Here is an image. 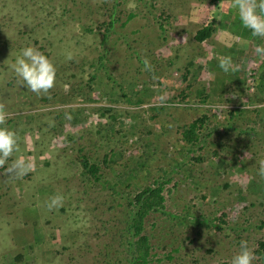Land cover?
<instances>
[{
	"label": "rangeland",
	"instance_id": "obj_1",
	"mask_svg": "<svg viewBox=\"0 0 264 264\" xmlns=\"http://www.w3.org/2000/svg\"><path fill=\"white\" fill-rule=\"evenodd\" d=\"M208 1L0 0V106L6 112V126L18 134L19 147L0 166V246L10 243L0 248V264H127L122 239L127 237L134 210L126 202L147 186L161 187L164 196L163 207L151 209L143 219L151 248L147 264H229L241 240L254 251L253 264H264V251L255 252L259 241H264V179L257 175L264 160L263 120L253 125L258 127L254 137L246 129L247 115L232 120L233 130L218 132L232 148L225 156L218 147L217 161L183 165L184 157L191 156L174 144L186 123L207 114L205 103L222 112L238 106L231 94L240 92L242 81L235 84L233 73L217 67V58L228 55L227 47L239 48L240 67L264 77V60L254 51L257 44L264 45V38H253L241 26L231 0H225L226 6L217 3V13ZM200 22L222 28L198 42L194 35ZM28 45L56 66L53 87L46 93L27 90L10 67ZM248 45L254 54L246 51ZM185 58L198 59L200 66L195 68L196 61L185 65ZM145 59L149 70L144 68ZM158 78L163 80L161 87ZM165 82L173 95L169 102L158 99ZM243 85L248 88L243 107L263 108L264 94L254 89L255 83L247 79ZM189 88L205 92L192 97ZM181 92L188 97L178 95ZM207 94L210 98L205 102L202 98ZM139 105L146 114L136 112ZM99 106L111 107V117L100 115ZM154 113L163 124L159 132L174 144L167 145L169 151L163 146V153L153 151L159 146L156 135L148 131L152 145L144 151H150L146 152L149 168L157 173L146 167L138 170L134 176L138 189L122 187L128 196L115 204L103 181L85 188L75 177L76 156L84 153L102 160L106 145H120L115 138L109 140L107 126L115 127L112 133L120 130V122L128 121L152 129L148 115ZM176 118L181 127L175 132L169 123ZM216 118L219 125L222 118ZM141 127L138 134L145 133ZM210 149L201 152L209 156ZM126 153L136 155L135 146H127ZM166 155L170 157L165 160ZM17 157L32 165L18 178L7 171ZM231 161L236 162L227 163ZM102 177L109 181L112 172L105 168ZM252 177L262 183L252 187ZM57 194L63 196L61 206L48 207ZM33 203L37 211L27 213ZM77 204L79 213L72 217ZM38 226L45 234L40 243L34 237ZM69 228L73 232H67ZM5 253L10 254L8 259ZM16 256H21L19 261ZM116 256L119 263L114 261Z\"/></svg>",
	"mask_w": 264,
	"mask_h": 264
},
{
	"label": "trees",
	"instance_id": "obj_2",
	"mask_svg": "<svg viewBox=\"0 0 264 264\" xmlns=\"http://www.w3.org/2000/svg\"><path fill=\"white\" fill-rule=\"evenodd\" d=\"M219 2H222V6L227 5V3H225V0H209L208 1L209 4H213L214 13H217L216 12V9H218L217 3ZM229 8L230 7H228V9ZM229 11L230 10H228V12ZM200 23H201V26H200L201 28L199 27V29L196 31L194 35V39L198 42H203L207 38H210L213 31H215L217 28H222V27H219V24L218 26H213L212 24H210V22H208L207 25L203 24V22H200ZM103 25L106 26L105 23ZM247 47L248 48H246V51L253 52L254 54L253 48L249 47V45ZM227 48H230L228 49L229 50L228 56L232 58V61L234 64L239 66L238 71L236 72L230 71V74L231 75L234 74L233 76H235V79H234V81L236 82L235 84L242 81V83L241 82L239 83L240 92L239 93L236 92V94H231L232 97H234L233 101L237 102L238 106L234 105L233 107L229 108L227 112H222L220 111V109H218L217 106L210 107L204 104L203 106L205 108H203V106L202 108L205 109L204 111H207V114H202L200 117L196 118L195 120H192L191 122L186 123L185 128L181 129V131L177 134L176 138L174 137V142H175L174 144L178 147V150H182L186 153V155L191 156V158H187L186 156L184 157L183 165H186V166L193 165L194 163H201L206 160H210V161L212 160L211 162L217 161L220 158L219 153L221 152L219 151L220 148L218 147H221L224 150L225 156H227L228 154L226 155V152H228L229 149L232 148V144L227 145V143L222 142V139L220 138L219 133L222 132L223 134V133L229 132L230 130H233L234 128H232V125L235 126L233 121L235 122L237 119L243 120L242 119L243 115H247L245 121L248 124V126L246 127V129L248 131L251 130L250 131L252 133L251 136L253 137L255 136V133L257 132L256 129H258V127L253 126L257 124L256 121L261 119L263 120V123L261 126L264 125V107L257 108L255 110H250L246 107H243V104H245L246 102L244 100L245 97L243 93L244 92L246 93L248 91V88L244 87L243 81H246L247 79H249L251 83H255L254 89L264 94V77L259 76L257 74L252 76L244 68L240 67L241 54H239L240 55L239 56L238 52L236 51V49L238 50L239 48H236L234 46H230ZM169 59L170 58H168L167 60ZM188 60H190V58H185V62H184L185 65L190 66L191 64H194V61H196L197 65L195 66V68H198L197 66H200L198 59L195 60L194 58L191 61H188ZM258 67H261V66H258ZM155 73H156V69H153L151 72V76L154 75L155 77ZM195 76H196V73L194 74L195 80L200 79V76L199 77L198 76L195 77ZM188 78L191 80L190 76H188ZM162 81L160 78L156 80L158 87H161L160 83L163 84ZM164 84H165V87L161 88L160 90L161 93L159 92L160 95L158 99L166 100L169 102L171 100V97L173 96L171 90L169 89L170 84H167L166 82ZM204 92H205L204 89H195V90L190 89L189 91H187V94L194 97V96L200 95V93L203 94ZM187 94H184L183 92H181L178 95H181V97L184 98L185 96H187ZM112 95L110 94V97H112ZM217 97H222V93L218 94ZM118 99L119 98L113 99V101L115 102ZM191 103H195V102H191ZM192 105L195 106V104H192ZM188 106L191 107V105H186V107ZM110 110H111V107L110 109H106L105 106H99V108H97V111L100 115L108 116V118L111 117V115L109 114ZM139 111L144 112L146 114L145 108L139 107L138 111L136 112H139ZM126 114H129V113H126ZM217 116L222 118V122H220L219 125H218L217 118H216ZM158 118H159V115L155 113L148 115V119L151 121L150 126L152 129H148L146 128V126L145 128H143L141 127V124L129 123L128 121L127 124L120 122V125H119L121 127V128L119 127L120 130L116 133H112L115 127L107 126L108 132L111 133V136H109L110 137L109 140H111V138L112 139L115 138L116 141H118V143L120 144L119 148L117 146H115L114 148V146L112 147L111 145H106L105 150L107 151L103 154L102 160H97V158L95 157L89 158V156H86L84 153L78 154L76 156V162H74L75 168H76L75 177L79 180V182H81L82 185H84L85 188H92L93 183L95 185L96 183L103 181V184L106 186L107 190L109 191V194L114 196V204L116 203L118 198L120 199L127 198L128 191L124 195L121 188L122 187L131 188L134 191L138 189V185L140 184L138 183V180L135 179L134 177L136 176L138 170H141L143 167H146V169H148L149 171L150 169L154 171V172L150 171V173H154V174L157 173V169L149 168L151 162L148 164V156L146 154L148 150L144 151L145 148L151 147L152 145L151 140H150L151 135L149 132L154 133L156 135L155 140L157 141L158 146H159V148L156 150L152 149L153 151H157L161 149L160 153H163L162 146L166 149V151H169L167 149V145H171V146L174 145V144H170V141L162 135L163 132H159V129L160 127L163 126V124H159L157 122ZM113 119L115 120L116 118L114 117ZM177 121L178 120L176 118L171 123L168 122L175 132L178 131L181 127L179 124L176 123ZM102 126L104 127V124H102ZM140 127L141 129H144L142 131H145V133L140 132L138 134L137 131H141ZM238 132L240 134L242 133L241 130H238ZM127 146H135L136 155L131 154V153L127 154L126 153ZM206 147L212 148L210 149L209 156H207L206 153L203 154V152H201ZM139 152L140 154H137ZM194 152H197V154L192 155V153ZM204 155H206L205 158H204ZM168 157L170 156L166 155L165 160ZM35 161L36 163L39 162L38 160H35ZM47 161L48 160H45L44 163H46ZM99 161H102L101 165L98 163ZM235 162L236 161H233V162L231 161L227 163H229L230 165H234ZM132 164H134V168L130 167V166H133ZM105 168L109 169L112 172V177L109 179V181L104 180L102 177V172L104 171ZM173 168L174 167H172V169ZM143 180H145V178ZM261 183H262V179L260 180L255 177L251 178L250 184L252 187L258 186ZM192 184H197V182H194ZM250 190H253L254 192L255 189L251 188ZM42 202L46 204L45 199L42 200ZM132 202H134V206L132 205L133 204ZM163 202H164V196H163V193H161V187L149 189L148 186L145 188L144 187L141 188L134 195L133 201L126 202V205L132 206L133 207L132 209L134 210V216L132 218L131 227H129L126 233L127 237L122 239V241L125 240L126 243L124 244L121 241L123 248L128 253L129 259H127L128 261L127 264H147L148 263L149 261L148 257H150L149 249L151 248L149 246L148 237L145 235V233H143V221H144L143 219L147 215V212H149L151 209H154V211H156V208H162ZM117 205L120 206L121 204L118 203ZM36 211H37V208L34 203L27 206V210H26L27 213L36 212ZM78 213H79V205L77 204V209L73 211L72 217L76 216ZM56 231L58 232L59 228H56ZM67 232H73V229L69 228L67 229ZM62 235L63 237H65L64 233H62ZM34 237L37 239L36 243H40L41 242L40 240L43 241L45 239L44 231L41 228H39V226L38 228H34ZM121 242L119 241L118 244H120ZM28 247H31V245H29ZM263 251H264V241H259L258 249L255 252L261 253ZM9 256H10L9 253L3 254V257H6L7 259L9 258ZM112 256L114 257V254H112ZM20 258L21 256L15 257L17 261H19ZM119 259L120 258L116 256L114 261L119 263Z\"/></svg>",
	"mask_w": 264,
	"mask_h": 264
},
{
	"label": "clouds",
	"instance_id": "obj_3",
	"mask_svg": "<svg viewBox=\"0 0 264 264\" xmlns=\"http://www.w3.org/2000/svg\"><path fill=\"white\" fill-rule=\"evenodd\" d=\"M230 7L237 14L241 26L247 29L252 37L264 38V0H231ZM254 51L258 58L264 60V45L257 44ZM217 59V67L223 73L238 71L239 66L233 63L230 56L224 55ZM10 67L15 76L19 78V84L37 95L46 93L53 87L56 66L47 55L32 45L23 47ZM144 68L145 70L150 69L146 59ZM224 107L226 108L225 104ZM6 118V112L0 106V166H3L14 152L19 151L18 134L14 129L6 126ZM67 118L70 119V116ZM31 169L30 163L17 157L11 162L7 171L18 178L27 174ZM257 175L264 179V160L260 161ZM62 201L63 196L57 194L51 198L48 207L58 208ZM254 259V251L249 248L247 241L241 240L239 250L231 257L229 264H253Z\"/></svg>",
	"mask_w": 264,
	"mask_h": 264
},
{
	"label": "bare ground",
	"instance_id": "obj_4",
	"mask_svg": "<svg viewBox=\"0 0 264 264\" xmlns=\"http://www.w3.org/2000/svg\"><path fill=\"white\" fill-rule=\"evenodd\" d=\"M210 94H207V95H203V100H205V102L210 98V96H209ZM205 105H207L206 103H205ZM210 106V105H209ZM139 107H141L140 105H139ZM138 107V108H139ZM143 108V107H142Z\"/></svg>",
	"mask_w": 264,
	"mask_h": 264
},
{
	"label": "crops",
	"instance_id": "obj_5",
	"mask_svg": "<svg viewBox=\"0 0 264 264\" xmlns=\"http://www.w3.org/2000/svg\"><path fill=\"white\" fill-rule=\"evenodd\" d=\"M9 239V238H8ZM10 245V243L9 244H5V245H3V246H0V248H8V246Z\"/></svg>",
	"mask_w": 264,
	"mask_h": 264
}]
</instances>
